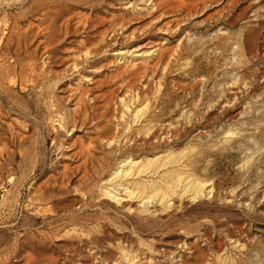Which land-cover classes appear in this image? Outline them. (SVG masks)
Masks as SVG:
<instances>
[{
  "label": "rangeland",
  "instance_id": "rangeland-1",
  "mask_svg": "<svg viewBox=\"0 0 264 264\" xmlns=\"http://www.w3.org/2000/svg\"><path fill=\"white\" fill-rule=\"evenodd\" d=\"M0 264H264V0H0Z\"/></svg>",
  "mask_w": 264,
  "mask_h": 264
}]
</instances>
